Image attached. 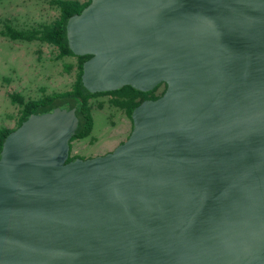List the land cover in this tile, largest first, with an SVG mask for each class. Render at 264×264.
Segmentation results:
<instances>
[{"label":"water","instance_id":"95a60500","mask_svg":"<svg viewBox=\"0 0 264 264\" xmlns=\"http://www.w3.org/2000/svg\"><path fill=\"white\" fill-rule=\"evenodd\" d=\"M89 93L147 92L112 150L67 160L73 109L0 145V264H264V0H89Z\"/></svg>","mask_w":264,"mask_h":264},{"label":"rangeland","instance_id":"374dc122","mask_svg":"<svg viewBox=\"0 0 264 264\" xmlns=\"http://www.w3.org/2000/svg\"><path fill=\"white\" fill-rule=\"evenodd\" d=\"M57 15L58 9L50 0H0V30L5 23L16 29L30 28L49 23ZM56 54L57 49L50 44L10 40L0 34V128H14L19 115V107L10 103L8 93L17 92L26 100L70 89L77 70L76 59L56 58ZM162 85L154 94L162 90ZM112 97L102 94L88 99L91 130L88 136L70 143L69 155H101L126 138L130 121L123 109L110 103Z\"/></svg>","mask_w":264,"mask_h":264},{"label":"trees","instance_id":"16d2710c","mask_svg":"<svg viewBox=\"0 0 264 264\" xmlns=\"http://www.w3.org/2000/svg\"><path fill=\"white\" fill-rule=\"evenodd\" d=\"M88 2L89 0H85L83 2H79L78 0H50V4L54 5L58 9L57 17L51 22L38 23L36 26L26 29H16L5 23L3 28L0 30V34L10 40H36L54 46L57 49L56 58L63 56L75 57L77 70L70 89L60 92H52L50 94L43 95L38 99L26 100H24L22 95L17 92H10L7 94L10 103L16 104L19 107V115L15 127L18 126L20 122L29 114H41L51 111L55 107L73 109L77 123L74 133L69 139V151L70 142L72 140L88 136L91 130L92 119L90 115V106L88 104L89 98L102 94L112 95L113 97L110 99V103L123 109L126 117L130 120L129 114L134 106L144 99L156 98L162 93L164 88L163 87L158 94H154V91L159 85L147 92L137 91L127 85L108 92L89 93L84 89L80 82L81 64L83 60L88 57V55L75 56L70 52L67 47L65 31L67 18L74 13H78ZM66 67L68 68L69 65ZM12 129L13 128H0V145L4 136ZM75 156L76 155H69L67 160Z\"/></svg>","mask_w":264,"mask_h":264},{"label":"crops","instance_id":"0c3cea01","mask_svg":"<svg viewBox=\"0 0 264 264\" xmlns=\"http://www.w3.org/2000/svg\"><path fill=\"white\" fill-rule=\"evenodd\" d=\"M128 121H130V120L128 119ZM130 125H131V123H130ZM74 140H75V139H74ZM74 140H72V141H74ZM72 141H71V142H72ZM71 142H70V143H71ZM70 147H71V146H70Z\"/></svg>","mask_w":264,"mask_h":264},{"label":"flooded vegetation","instance_id":"af4514ba","mask_svg":"<svg viewBox=\"0 0 264 264\" xmlns=\"http://www.w3.org/2000/svg\"><path fill=\"white\" fill-rule=\"evenodd\" d=\"M164 87V85H162Z\"/></svg>","mask_w":264,"mask_h":264}]
</instances>
